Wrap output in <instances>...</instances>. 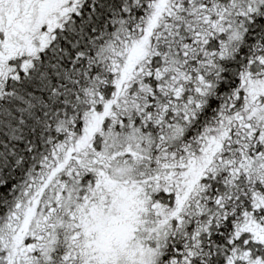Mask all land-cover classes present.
<instances>
[{
	"label": "snow or ice",
	"instance_id": "6c2138e0",
	"mask_svg": "<svg viewBox=\"0 0 264 264\" xmlns=\"http://www.w3.org/2000/svg\"><path fill=\"white\" fill-rule=\"evenodd\" d=\"M0 264H264V0H0Z\"/></svg>",
	"mask_w": 264,
	"mask_h": 264
}]
</instances>
